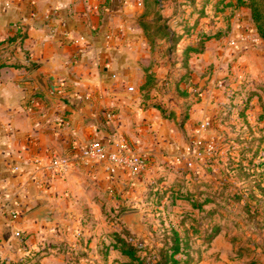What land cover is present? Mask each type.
<instances>
[{"label": "crops", "instance_id": "crops-1", "mask_svg": "<svg viewBox=\"0 0 264 264\" xmlns=\"http://www.w3.org/2000/svg\"><path fill=\"white\" fill-rule=\"evenodd\" d=\"M147 3L0 0V264H126L128 257L105 235L100 238L103 230L92 225L93 216L104 202L142 204L148 186L163 187L165 181L157 188L151 183L185 163L177 156L186 153L187 137L218 108L217 97L204 93L178 127L161 116L156 98L145 94L159 80L185 72L176 63L178 52L163 60L157 55V43L170 41L145 30L153 19L146 14ZM253 44L238 43L255 69L262 49ZM205 54L206 49L190 57L189 66L203 70ZM193 80L198 81L196 72ZM94 139L126 140L146 154V169L110 172L101 164L76 161L64 174L48 169L53 155H70ZM144 229L139 222L132 231L139 235ZM226 233L203 242L198 264H264L263 245L246 244L248 253H237V242Z\"/></svg>", "mask_w": 264, "mask_h": 264}, {"label": "rangeland", "instance_id": "rangeland-1", "mask_svg": "<svg viewBox=\"0 0 264 264\" xmlns=\"http://www.w3.org/2000/svg\"><path fill=\"white\" fill-rule=\"evenodd\" d=\"M234 2L230 0V5H225V2L217 3V0H176L173 3L170 0L162 2V6L150 3L148 17L157 16L160 12L180 38L176 44L167 41L157 43L160 46L157 55L163 60L169 52H178L176 63L185 72L182 75L178 72L171 79L167 76L159 80L154 90L145 88V94H152L156 98L154 106L161 116L174 119L178 127L183 125L182 118L188 116L191 105L199 102L204 93L207 97L212 96L213 100L217 97L218 108L210 113V125L201 134L202 140L213 142L215 149L210 155L191 158L192 167L183 163L181 167L170 168L165 174H160L151 185L157 188L155 185L161 181L166 183L157 189L148 186L143 191L142 204L139 201L138 205L134 202L121 206L116 201V204L104 202L100 213L93 216L92 225H99L103 230L100 238L105 235L112 245L115 235H120L127 228L126 238L132 242L140 241L143 248L140 254L149 255L155 243L158 246L162 244L165 229L170 226L180 230L187 228L188 251L192 256L189 264H198L206 250L202 241L204 230L218 225L237 242L234 252L248 253L250 247L246 244L264 246V230L255 228L257 213L248 210L259 204V218H264V195L258 188L254 192L251 190L253 179L264 173V167H253L248 162L253 151L258 150L257 154H260L264 150V42L257 34L249 7H235L232 5ZM160 25L150 24L149 30ZM241 35L246 42L254 43L258 52L260 47L256 45L261 46L262 59L257 58L259 65L255 69L248 59H244L243 48L237 45L242 42ZM253 38L259 41H252ZM233 39H238L236 45H230ZM186 46L196 47L200 53L206 49L204 58L207 65L203 70L191 68L189 59L187 64L184 62L183 48ZM195 55L198 53L192 52L189 58ZM195 72L197 82L193 80ZM198 135L197 131L193 132L186 143L190 145ZM239 159H243L246 168L243 173L232 162ZM260 160L256 157L254 162ZM126 210L141 214L139 222L145 228L141 234L133 232L122 222L121 215ZM143 240H153L154 243L146 245ZM177 257L183 258L180 254Z\"/></svg>", "mask_w": 264, "mask_h": 264}, {"label": "trees", "instance_id": "trees-1", "mask_svg": "<svg viewBox=\"0 0 264 264\" xmlns=\"http://www.w3.org/2000/svg\"><path fill=\"white\" fill-rule=\"evenodd\" d=\"M150 1L152 2V6H162V2L166 0H148L147 10L151 3ZM219 2H225V5H230V0H217V3ZM232 5L235 7H249L251 18L254 22L257 34L259 38L264 42V0H235ZM157 23H161L160 27L158 26L155 30H149L150 24L155 25ZM168 23L169 21H167V19H164L159 12L157 16H153L152 20L145 22V30L149 32V36L161 35L164 37H168L171 44H176L180 38L175 34L173 30L170 29ZM10 40L11 39H9L8 41ZM192 52L200 53L201 50L193 46H186L183 48L185 63L189 59V56ZM29 68L32 70L36 68V65L29 66ZM187 118V115L182 118V124L185 123ZM262 139L264 143V138ZM257 151L258 150L253 151L251 157L248 159V162L252 164L253 167H264V150H262L263 152L260 154H257ZM256 157L261 158L258 163L254 162V159ZM232 162L236 165L237 169L241 170L242 173L246 169L243 164V159ZM258 177V179H253V186H251V190L252 192H254V189L258 188L264 195V173H259ZM258 206L259 204L254 206L252 210H248L252 213H257V217L254 220L255 228H261L264 230V218H259L258 213L260 210ZM222 230H224L223 227L218 225H212L209 228L207 227L204 230L205 233L202 237L203 242L210 243L213 238ZM128 231L129 230L125 228V230H123L120 235H115V243L113 244L114 248H117L124 256L128 257L129 260L126 264H189V262L192 260V256L188 251L190 249V242L187 235V228H183L181 231H179L175 226H170V228L165 229L162 244L160 246H155L154 244L153 246L155 247H153V251H151L149 255L146 254L144 256L140 254V251L143 250V248L140 246V243L132 242L126 238V234H128ZM231 239H233V237ZM178 254H180L183 258H178Z\"/></svg>", "mask_w": 264, "mask_h": 264}, {"label": "built area", "instance_id": "built-area-1", "mask_svg": "<svg viewBox=\"0 0 264 264\" xmlns=\"http://www.w3.org/2000/svg\"><path fill=\"white\" fill-rule=\"evenodd\" d=\"M240 38L242 41L246 39L244 35H241ZM237 41L238 39L231 40L230 45H236ZM129 90H133V88L129 87ZM209 125V119L200 121L196 127L199 135L194 138L186 153H178L177 159L179 160L180 157H184L188 167L193 166L191 158H201L205 154L210 155L214 152L215 146L213 142H205L201 138L202 132ZM110 145H113V149L110 148ZM75 161L83 164H101L110 172L123 171L132 174L141 173L147 167L146 154L135 150L133 145L126 140L108 143L100 139H94L80 148H75L70 155H53L48 169L57 174H64ZM11 218H17V214L12 213ZM14 235L20 237L21 232L16 231Z\"/></svg>", "mask_w": 264, "mask_h": 264}, {"label": "water", "instance_id": "water-1", "mask_svg": "<svg viewBox=\"0 0 264 264\" xmlns=\"http://www.w3.org/2000/svg\"><path fill=\"white\" fill-rule=\"evenodd\" d=\"M33 78L36 80L40 88H42L47 94H49L45 80L37 72L33 73ZM141 214L139 212H129L121 215L122 222L132 230L136 231L140 221Z\"/></svg>", "mask_w": 264, "mask_h": 264}]
</instances>
